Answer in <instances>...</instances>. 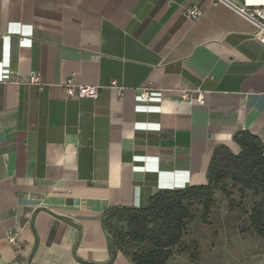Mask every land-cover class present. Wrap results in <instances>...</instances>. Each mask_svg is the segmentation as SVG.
Returning <instances> with one entry per match:
<instances>
[{
	"label": "crops",
	"instance_id": "crops-1",
	"mask_svg": "<svg viewBox=\"0 0 264 264\" xmlns=\"http://www.w3.org/2000/svg\"><path fill=\"white\" fill-rule=\"evenodd\" d=\"M255 32L211 0H0V264H108L106 210L205 186L238 131L264 145ZM67 78L97 100L65 99Z\"/></svg>",
	"mask_w": 264,
	"mask_h": 264
},
{
	"label": "trees",
	"instance_id": "trees-1",
	"mask_svg": "<svg viewBox=\"0 0 264 264\" xmlns=\"http://www.w3.org/2000/svg\"><path fill=\"white\" fill-rule=\"evenodd\" d=\"M233 141L239 153L234 155L224 147H217L208 166L205 186L160 191L143 208L106 210L101 225L108 239L109 263L117 252H122L131 264H168L187 224L194 220L193 207L201 206L204 218L218 191L228 199L232 190L240 195L248 192L257 199L247 211V228L264 241V145L247 131L236 132Z\"/></svg>",
	"mask_w": 264,
	"mask_h": 264
},
{
	"label": "rangeland",
	"instance_id": "rangeland-1",
	"mask_svg": "<svg viewBox=\"0 0 264 264\" xmlns=\"http://www.w3.org/2000/svg\"><path fill=\"white\" fill-rule=\"evenodd\" d=\"M255 200L248 192L240 195L232 190L228 199L218 191L204 218L201 206L195 205L194 220L187 224L168 264H249L263 257L264 241L247 228V211Z\"/></svg>",
	"mask_w": 264,
	"mask_h": 264
},
{
	"label": "built area",
	"instance_id": "built-area-1",
	"mask_svg": "<svg viewBox=\"0 0 264 264\" xmlns=\"http://www.w3.org/2000/svg\"><path fill=\"white\" fill-rule=\"evenodd\" d=\"M213 3H219L235 11L238 15L249 21L256 28L254 38L261 46H264V0H240L237 3L235 0H211ZM203 15V10L196 5H192L185 9L184 16L189 20H196ZM28 83L41 88L42 83L37 75H31ZM62 92L65 99H85L97 100L100 87L97 85H77L72 78L65 79L62 84ZM109 88L120 91L115 82L110 83ZM153 90L150 88L140 89L137 93L140 102H149L152 99ZM190 95L182 93L180 98L183 100L189 99ZM199 104L204 103L203 96L198 94L195 98ZM7 243L16 247L15 235L7 236Z\"/></svg>",
	"mask_w": 264,
	"mask_h": 264
}]
</instances>
